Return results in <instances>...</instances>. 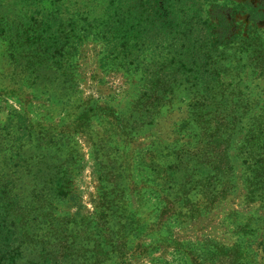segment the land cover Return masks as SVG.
<instances>
[{"label": "rangeland", "instance_id": "obj_1", "mask_svg": "<svg viewBox=\"0 0 264 264\" xmlns=\"http://www.w3.org/2000/svg\"><path fill=\"white\" fill-rule=\"evenodd\" d=\"M112 2L0 0L17 264H264V179L251 173L264 164V0L204 6L232 40L206 55V85L161 44L108 56Z\"/></svg>", "mask_w": 264, "mask_h": 264}, {"label": "trees", "instance_id": "obj_2", "mask_svg": "<svg viewBox=\"0 0 264 264\" xmlns=\"http://www.w3.org/2000/svg\"><path fill=\"white\" fill-rule=\"evenodd\" d=\"M212 1L217 0H113L109 8L113 12L100 33L108 56L119 51L125 54L130 41L138 43L140 48L146 43L152 46L161 44L176 58L178 72L185 69L184 73H187L186 70L190 68L195 81L206 85L209 81L204 79L207 75L206 55L211 53V49L216 50L218 46H226L232 41L229 39L226 16L219 15L212 19V23L208 19L203 20L204 6ZM52 28L43 22L41 33L47 36L46 40L50 43L56 40V36L50 37ZM212 29H217L216 33ZM207 46L211 47L210 50ZM50 50H47V54L52 56ZM189 58L195 59L194 62ZM1 172L0 168V264H17L20 248L16 246V233L7 225L4 217V205L11 198L4 191ZM253 172L254 179L263 181L264 164L253 167ZM13 205L18 204L15 201ZM33 264H50V261Z\"/></svg>", "mask_w": 264, "mask_h": 264}]
</instances>
